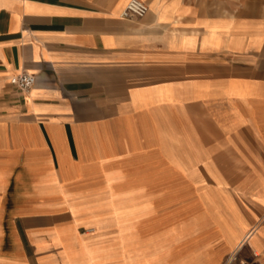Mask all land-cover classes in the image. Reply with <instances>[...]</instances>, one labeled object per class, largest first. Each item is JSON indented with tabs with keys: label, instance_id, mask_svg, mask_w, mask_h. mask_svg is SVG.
<instances>
[{
	"label": "crops",
	"instance_id": "0c3cea01",
	"mask_svg": "<svg viewBox=\"0 0 264 264\" xmlns=\"http://www.w3.org/2000/svg\"><path fill=\"white\" fill-rule=\"evenodd\" d=\"M129 1L0 0V264H197L208 216L264 256V15Z\"/></svg>",
	"mask_w": 264,
	"mask_h": 264
},
{
	"label": "rangeland",
	"instance_id": "374dc122",
	"mask_svg": "<svg viewBox=\"0 0 264 264\" xmlns=\"http://www.w3.org/2000/svg\"><path fill=\"white\" fill-rule=\"evenodd\" d=\"M213 2L217 5L216 7L218 8V10L224 11L227 5V7L232 8V12L234 13L238 12V10L240 9H246L252 11L250 13H254L255 11H258L262 13V15H264V0H214ZM226 12H230V10L228 9ZM219 195H220L219 193L214 194L213 198H216L218 200H223L221 199V196L219 197ZM206 209L207 208H202V207L197 208L196 209L197 212L195 211L194 214L196 213L198 214L203 211H206ZM191 211L192 210L190 209L186 210L185 215L187 219L190 217L192 219ZM206 218L207 219H202V221L196 224H191L189 227L190 229L186 230V236H187L186 238H188L185 240V245H184L186 252L194 250L200 253V255H194L192 257H190V255L186 256L185 257L186 260L193 261L195 259L196 261L194 262L195 263L197 262V264H219V263L220 264H264V256L262 257L259 256V249H257V245H256V236L251 237L242 246V248L237 251L235 250V248L242 237L236 238L235 237L236 234L235 233L231 234L230 231L226 229V226L224 224L210 223L208 221V219H210L209 216ZM259 224H261V222ZM123 226L124 224L121 223L118 228ZM126 226H129V222L128 224H126ZM233 226L236 227L235 224ZM94 231H95V227L92 228L89 227V229H86V232L89 233H93ZM262 231L264 232V229L260 228L259 232ZM121 242L126 243L124 242V240H122ZM132 242H133L132 239L127 241L128 244H131ZM167 242H168V248L172 249L173 241H167ZM175 242L176 241H174V243ZM247 244L249 246L251 245L254 251V256H256L257 258H253V256L250 255V252L246 247ZM226 251H230V253L226 254L221 259V255ZM134 258L135 257L129 256V259L131 260V262H133V264H135L136 262L138 263V259L135 262Z\"/></svg>",
	"mask_w": 264,
	"mask_h": 264
},
{
	"label": "built area",
	"instance_id": "2783aa9c",
	"mask_svg": "<svg viewBox=\"0 0 264 264\" xmlns=\"http://www.w3.org/2000/svg\"><path fill=\"white\" fill-rule=\"evenodd\" d=\"M148 11V6L143 1L130 0L122 11L121 17L124 19L132 17L142 18L148 13ZM35 82V77L26 72H20L9 78L10 85L24 93L29 92L34 87Z\"/></svg>",
	"mask_w": 264,
	"mask_h": 264
},
{
	"label": "bare ground",
	"instance_id": "6f19581e",
	"mask_svg": "<svg viewBox=\"0 0 264 264\" xmlns=\"http://www.w3.org/2000/svg\"><path fill=\"white\" fill-rule=\"evenodd\" d=\"M220 210H221V208H220ZM126 212H127V210H126ZM226 214V213H225ZM228 214V213H227ZM224 215V214H223ZM226 216V215H225ZM231 217V216H230ZM227 218V217H226ZM92 228V227H91ZM257 230V227H251L250 229H249V231L241 238V240L239 241V243L237 244V246H236V248H235V250H240L241 248H242V246L251 238V237H253L254 235H255V231ZM246 231V230H245ZM236 233V232H235ZM242 235V234H241ZM251 244V243H250ZM253 244V243H252ZM233 245V244H232ZM251 246V245H250ZM253 246V245H252ZM225 248V247H224ZM221 250V249H220ZM219 250V251H220ZM233 250V249H232ZM153 251H155V250H153ZM157 253V252H156ZM242 254V253H241ZM153 255H154V253H153ZM117 262V261H116ZM197 263V262H196ZM199 263V262H198Z\"/></svg>",
	"mask_w": 264,
	"mask_h": 264
}]
</instances>
